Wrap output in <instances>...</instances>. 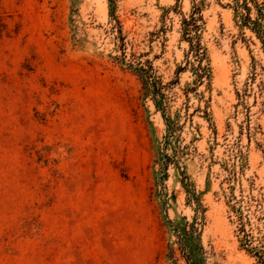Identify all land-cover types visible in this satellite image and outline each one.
Wrapping results in <instances>:
<instances>
[{
    "label": "rangeland",
    "instance_id": "374dc122",
    "mask_svg": "<svg viewBox=\"0 0 264 264\" xmlns=\"http://www.w3.org/2000/svg\"><path fill=\"white\" fill-rule=\"evenodd\" d=\"M0 264H264V0H0Z\"/></svg>",
    "mask_w": 264,
    "mask_h": 264
},
{
    "label": "trees",
    "instance_id": "16d2710c",
    "mask_svg": "<svg viewBox=\"0 0 264 264\" xmlns=\"http://www.w3.org/2000/svg\"><path fill=\"white\" fill-rule=\"evenodd\" d=\"M192 20L195 21L194 18H193ZM196 27H198V26L196 25ZM141 70H142L143 73H144V84H145V86H146V89L148 90V92H151V91H150L151 88L154 87V85H153L152 82H151V75H150L148 72H146L145 69H141Z\"/></svg>",
    "mask_w": 264,
    "mask_h": 264
}]
</instances>
